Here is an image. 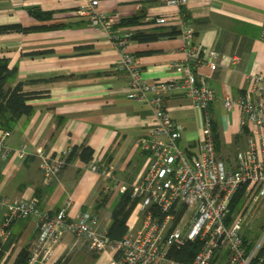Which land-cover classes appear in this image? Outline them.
<instances>
[{
  "label": "crops",
  "instance_id": "0c3cea01",
  "mask_svg": "<svg viewBox=\"0 0 264 264\" xmlns=\"http://www.w3.org/2000/svg\"><path fill=\"white\" fill-rule=\"evenodd\" d=\"M84 0H0V27H46L0 32V57L17 67L9 87L21 84L27 92H40L33 98L31 115L21 116L10 129L0 128V138L10 148L0 158V223L7 206L37 197L39 212L56 215L67 208L69 218L82 212L95 214L101 227L112 222V209L122 193L131 190L146 172L150 153L140 140L149 134L152 108L126 96L127 78L117 69L120 52L113 38L92 27L89 17L79 12ZM100 8L113 15L112 28L119 35L131 33L127 48L140 63L145 79L157 82L170 79L171 64L185 58L181 34L155 41L131 37L137 31L180 27L179 20L194 30V41L201 56L215 48L218 66L203 62L199 72L216 97L209 104L215 148L229 167L237 164L238 153L247 147L251 125H241L243 114L229 111L224 95H242L254 74H264V0H188L176 6L167 0H100ZM52 12L50 19H39L30 10ZM140 15L139 24H126L127 18ZM147 17H165L170 24L152 25ZM60 26L52 27L50 25ZM170 116L180 128L179 145L196 154L204 137V112L194 109L183 89L165 96ZM26 145L29 154L18 156ZM76 146L93 149V159L102 166H113L112 177L87 169L79 159L72 160L51 183L43 182L37 151L61 153ZM264 206V201L261 207ZM260 207V208H261ZM258 216V213H257ZM36 215L21 217L11 225L9 237L0 243V264H16L20 251H31L37 243ZM111 252L90 250L83 238L64 232L50 258L53 264H108ZM226 251L218 260L226 262ZM40 264V263H35Z\"/></svg>",
  "mask_w": 264,
  "mask_h": 264
},
{
  "label": "built area",
  "instance_id": "2783aa9c",
  "mask_svg": "<svg viewBox=\"0 0 264 264\" xmlns=\"http://www.w3.org/2000/svg\"><path fill=\"white\" fill-rule=\"evenodd\" d=\"M187 1L167 0V3L182 6ZM79 12L89 17L92 27L113 38L120 52L116 67L127 78L126 96L148 104L153 110L149 134L140 140L150 153V163L131 189V197L138 203L128 219L127 233L121 239L111 240L107 228L101 227L99 218L91 212L69 218L65 207L50 216L48 212H39L37 197L15 202L2 200L8 211L0 223V243L9 237L14 221L34 214L38 217V238L27 264H53L51 255L64 232L83 238L96 253L111 252L108 264H222L218 260L221 251L227 254L224 264H264V228L256 241L249 237L245 241V227L257 216L255 213L264 201V74H254L242 95L235 96L231 91L224 95L225 107L243 114L241 125H251L247 147L238 153L236 166L229 167L216 151L208 110L216 93L199 72L203 62L213 70L217 68L218 51L212 48L201 56L194 30L180 19L185 58L171 64L175 74L170 79L149 82L142 74L139 59L127 48L131 33L119 35L114 31L116 19L100 8V0H84ZM145 22L164 25L172 20L147 17ZM174 89H183L190 105L204 112L205 133L196 154L189 155L178 143L180 128L165 104V96ZM10 134L6 130L0 138V158L8 156L6 139ZM71 150L69 147L61 153L37 151L45 184L51 183L69 164ZM17 152L20 158L29 154L25 144ZM84 166L112 177L111 165L101 169L100 163L92 159ZM243 186L246 189L242 210L227 223L230 202ZM183 207L182 216L173 225L176 212ZM196 239L204 244L193 260L180 262L169 257L172 247L181 248Z\"/></svg>",
  "mask_w": 264,
  "mask_h": 264
},
{
  "label": "trees",
  "instance_id": "16d2710c",
  "mask_svg": "<svg viewBox=\"0 0 264 264\" xmlns=\"http://www.w3.org/2000/svg\"><path fill=\"white\" fill-rule=\"evenodd\" d=\"M30 12L39 19H50L53 17L52 12H42L38 9H31ZM140 15L127 18L123 21L126 24H139ZM52 27L60 26L50 25ZM46 27L42 26H29L23 27L19 24L5 25L0 27V32L7 30H32ZM180 27H172L169 30L164 28H155L150 31H137L132 38L140 41H155L163 37H172L175 34H181ZM17 74V67H10L6 57H0V128L10 129L15 122L23 115H31L34 111L33 105L30 100L42 95L40 92H27L22 89L21 84L15 87H9L11 82ZM215 136V135H214ZM72 150L68 157L69 162L79 159L84 163H88L93 159V149L89 146H71ZM246 186L240 188L233 196L230 202L229 214L227 216V223H230L234 216L241 212L244 205V195ZM138 200L132 199L131 190L122 193L116 205L112 209V222L107 228L108 236L111 240H117L124 237L128 231V219L133 212ZM185 208L183 207L179 212H176L175 225L182 216ZM248 236L245 237L247 241ZM204 241L196 239L187 242L181 248L172 247L169 251V257L174 258L180 262H188L194 259L196 254L201 250ZM31 256V251L23 249L20 251L16 264H27Z\"/></svg>",
  "mask_w": 264,
  "mask_h": 264
},
{
  "label": "rangeland",
  "instance_id": "374dc122",
  "mask_svg": "<svg viewBox=\"0 0 264 264\" xmlns=\"http://www.w3.org/2000/svg\"><path fill=\"white\" fill-rule=\"evenodd\" d=\"M138 203V202H137ZM261 204V203H260ZM263 204V202H262ZM261 204V205H262ZM259 212H258V216H254L252 217V220L247 223L246 227L247 228V233L246 235L249 237V238H253V240H257L259 238V236L261 235L262 233V230H263V226H264V206L259 208ZM257 214V211L256 213ZM142 214L140 213V216ZM246 218V217H245Z\"/></svg>",
  "mask_w": 264,
  "mask_h": 264
}]
</instances>
